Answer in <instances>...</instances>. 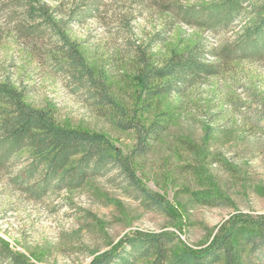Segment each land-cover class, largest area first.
I'll list each match as a JSON object with an SVG mask.
<instances>
[{"label": "rangeland", "instance_id": "1", "mask_svg": "<svg viewBox=\"0 0 264 264\" xmlns=\"http://www.w3.org/2000/svg\"><path fill=\"white\" fill-rule=\"evenodd\" d=\"M43 1L60 4L64 12L70 2ZM156 1L101 0L95 17L69 27L86 61L106 77L110 92L128 109L136 107L139 90L129 48L153 44L151 61L160 64L200 39L208 47L221 46L248 22L236 20L216 34L183 22L171 24ZM219 1L180 0L185 5ZM2 16L0 12V81L23 90L31 106L52 110L58 123L101 132L128 153L133 132L116 128L81 92L72 91L45 55L46 40L28 45ZM163 112L167 129L134 164L144 185L165 198L166 214L126 197L107 177L34 200L0 171V240L34 264H88L130 233L166 231L174 236L170 250H195L233 215L264 216V118L256 121L264 112V58L233 61L183 95L157 96L138 115L150 122ZM199 194L231 203L205 205Z\"/></svg>", "mask_w": 264, "mask_h": 264}, {"label": "trees", "instance_id": "2", "mask_svg": "<svg viewBox=\"0 0 264 264\" xmlns=\"http://www.w3.org/2000/svg\"><path fill=\"white\" fill-rule=\"evenodd\" d=\"M100 4L101 0H70L64 12L60 4L51 6L43 0H0V12L28 45L46 40L45 55L63 73L72 91L81 92L85 102L116 128L132 131L134 144L124 154L101 132L60 124L52 110L31 106L24 100L23 90L0 81V171L8 173L13 186L34 200L54 191L81 189L90 179L107 177L126 197L166 214L165 198L144 185L134 159L151 151L167 129V115L163 112L145 122L138 113L148 109L157 96L183 95L194 85L220 75L233 61L264 58V0H220L211 5L156 1L171 24L183 22L216 34L228 31L236 20L248 22L221 46L208 47L200 39L160 64L151 61L153 44L129 48L139 87L132 109L110 92L106 77L89 65L69 33L72 24L95 17ZM164 39L159 37V41ZM256 117L259 124L264 112ZM199 201L210 206L231 203L225 197L203 194ZM173 241L174 236L166 231L130 233L88 264H264V216H231L199 249L170 250ZM0 264L34 263L0 240Z\"/></svg>", "mask_w": 264, "mask_h": 264}]
</instances>
